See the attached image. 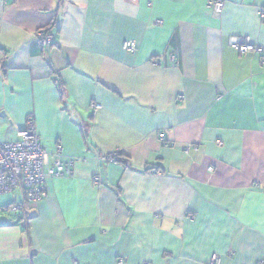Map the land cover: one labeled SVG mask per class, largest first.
Instances as JSON below:
<instances>
[{"label":"crops","instance_id":"obj_1","mask_svg":"<svg viewBox=\"0 0 264 264\" xmlns=\"http://www.w3.org/2000/svg\"><path fill=\"white\" fill-rule=\"evenodd\" d=\"M208 1L0 0V143L33 118L48 175L0 195V264L264 260V0Z\"/></svg>","mask_w":264,"mask_h":264},{"label":"built area","instance_id":"obj_2","mask_svg":"<svg viewBox=\"0 0 264 264\" xmlns=\"http://www.w3.org/2000/svg\"><path fill=\"white\" fill-rule=\"evenodd\" d=\"M135 2L136 0H130ZM208 6L215 12H219L223 6L222 0H209ZM157 24H161V21H155ZM36 42L42 46H50L53 44L52 39L45 29H40L36 33ZM229 46L235 51L240 53L259 51V48L250 42L249 37H232L229 40ZM122 48L127 52H134L136 50V44L133 41H125L122 44ZM176 61L174 56L168 58L170 64H174ZM151 64L159 67L162 65L161 59H152ZM178 100H182L183 96L179 95ZM101 105L97 103L91 104V109L98 110ZM16 141L1 142L0 143V195L8 194L14 190L20 188L23 191L24 199L28 203H33L42 200L47 195L46 178L47 173L45 171V155L46 152L42 147L40 137L35 127L33 118H28L26 126L16 132ZM163 137V136H161ZM221 145V142H217ZM191 146L185 148V152L190 149ZM54 155L58 158L61 156V146L57 145ZM115 163L113 161H109ZM73 160L68 159L66 161L58 160L56 162V169L53 173V177H71L72 176ZM211 170V168H209ZM149 173H158L155 169L149 171ZM95 183L100 182V178L95 176L93 178ZM22 208V204H15L10 209L17 211ZM25 226V224H24ZM231 256V253H229ZM75 264H78L75 262ZM208 264H220V257L213 255ZM259 264H264V260H261Z\"/></svg>","mask_w":264,"mask_h":264},{"label":"trees","instance_id":"obj_3","mask_svg":"<svg viewBox=\"0 0 264 264\" xmlns=\"http://www.w3.org/2000/svg\"><path fill=\"white\" fill-rule=\"evenodd\" d=\"M54 26H55V23H54V22H52V23L48 26V28L45 30V32L47 33V35H49L48 31H49L50 29H52ZM59 86H60V88H62L61 85H59ZM61 93L63 94L62 89H61ZM108 160H109V161H113V162H115V164H123V165L126 164V162L122 159V157H120V155H116V154L111 155V156H108Z\"/></svg>","mask_w":264,"mask_h":264}]
</instances>
